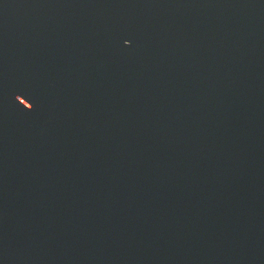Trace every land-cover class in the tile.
<instances>
[{
	"label": "water",
	"instance_id": "water-1",
	"mask_svg": "<svg viewBox=\"0 0 264 264\" xmlns=\"http://www.w3.org/2000/svg\"><path fill=\"white\" fill-rule=\"evenodd\" d=\"M0 264H264V0H0Z\"/></svg>",
	"mask_w": 264,
	"mask_h": 264
}]
</instances>
